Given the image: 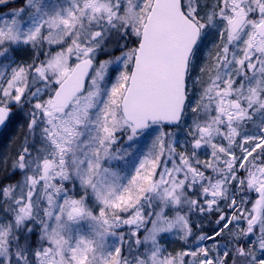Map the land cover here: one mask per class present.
Returning a JSON list of instances; mask_svg holds the SVG:
<instances>
[{
	"label": "snow or ice",
	"instance_id": "6c2138e0",
	"mask_svg": "<svg viewBox=\"0 0 264 264\" xmlns=\"http://www.w3.org/2000/svg\"><path fill=\"white\" fill-rule=\"evenodd\" d=\"M18 114L0 264H264V0H24L0 130Z\"/></svg>",
	"mask_w": 264,
	"mask_h": 264
},
{
	"label": "rangeland",
	"instance_id": "374dc122",
	"mask_svg": "<svg viewBox=\"0 0 264 264\" xmlns=\"http://www.w3.org/2000/svg\"><path fill=\"white\" fill-rule=\"evenodd\" d=\"M24 3V0H9L6 6L0 5V15H3L5 13H10L13 10L19 9ZM215 39L213 36H209L208 40L202 45V50L200 53V59L203 58L205 55V52L207 49L211 46V42ZM119 52H116L115 55H118ZM23 55V53L21 54ZM20 58V57H18ZM108 56L101 55L100 59H107ZM116 73L113 72L112 76L113 79L115 78ZM23 116L22 114H18L13 122L4 130V132L0 135V163L8 160L10 163L9 157L15 152L17 148V144L15 143V138L18 135H21V124L23 123ZM23 137L21 136V139ZM179 139H183V134L181 133ZM203 158V157H201ZM5 173L2 169H0V179L4 178ZM16 178L18 179V175H16ZM12 182V181H8ZM14 182V181H13ZM207 228V227H205ZM167 247L169 250L171 249H179L180 248V242L176 240L174 237L169 236L167 238Z\"/></svg>",
	"mask_w": 264,
	"mask_h": 264
},
{
	"label": "trees",
	"instance_id": "16d2710c",
	"mask_svg": "<svg viewBox=\"0 0 264 264\" xmlns=\"http://www.w3.org/2000/svg\"><path fill=\"white\" fill-rule=\"evenodd\" d=\"M16 179H17L16 176H10L9 179L3 180V182H4V183H8L9 180L13 182V181H15ZM203 223H204V226H205V227L208 226V220H207V219H205Z\"/></svg>",
	"mask_w": 264,
	"mask_h": 264
},
{
	"label": "flooded vegetation",
	"instance_id": "af4514ba",
	"mask_svg": "<svg viewBox=\"0 0 264 264\" xmlns=\"http://www.w3.org/2000/svg\"><path fill=\"white\" fill-rule=\"evenodd\" d=\"M202 60H203V58H202V59H200V61H199V62H202ZM194 75H195V73H194Z\"/></svg>",
	"mask_w": 264,
	"mask_h": 264
},
{
	"label": "water",
	"instance_id": "95a60500",
	"mask_svg": "<svg viewBox=\"0 0 264 264\" xmlns=\"http://www.w3.org/2000/svg\"><path fill=\"white\" fill-rule=\"evenodd\" d=\"M3 130H0V133L2 132Z\"/></svg>",
	"mask_w": 264,
	"mask_h": 264
}]
</instances>
